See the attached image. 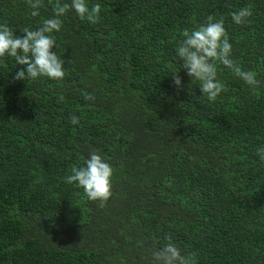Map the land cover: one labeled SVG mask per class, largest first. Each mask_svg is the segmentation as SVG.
Returning a JSON list of instances; mask_svg holds the SVG:
<instances>
[{"label": "trees", "instance_id": "16d2710c", "mask_svg": "<svg viewBox=\"0 0 264 264\" xmlns=\"http://www.w3.org/2000/svg\"><path fill=\"white\" fill-rule=\"evenodd\" d=\"M55 3L32 17L26 0H0V24L22 35ZM87 3L98 23L69 11L53 33L63 79L15 80L21 66L0 60V264H149L165 236L194 264H264V0ZM209 15L255 92L217 63L227 90L211 102L182 68L183 30ZM92 150L113 168L103 208L64 179Z\"/></svg>", "mask_w": 264, "mask_h": 264}, {"label": "clouds", "instance_id": "9594fccd", "mask_svg": "<svg viewBox=\"0 0 264 264\" xmlns=\"http://www.w3.org/2000/svg\"><path fill=\"white\" fill-rule=\"evenodd\" d=\"M26 2L32 9L30 15L39 16L42 0ZM69 11H74L81 19L86 18L90 23L96 24L100 19L101 5L96 3L89 8L87 0H70L65 3L56 0L54 15L44 19L35 29H20L22 35H16L6 24H0V60L6 56L12 57L21 66L15 72V80L64 78V60L53 51L56 47L53 33L61 31L62 17ZM251 16V6L231 13V18L237 25L249 23ZM203 23L191 31L183 30V38L178 41L176 48L186 74L192 81H199L200 93L214 102L227 90L225 84L217 78V63L229 69L255 92L260 81L254 72L242 70L231 58L232 44L226 37L224 20H217L209 15ZM178 71L171 77L174 87L179 91L183 89V83ZM85 99L92 101L94 96L89 94ZM79 122L78 116L71 117L72 124ZM258 154L260 160L264 161V149H260ZM84 164L82 167H73L72 174L64 179L67 183H75L82 188L88 200L99 201L98 207L103 208L112 195L113 168L97 150L89 152ZM164 239L167 242L162 247L150 251L149 264H194V257L173 243L170 236H165Z\"/></svg>", "mask_w": 264, "mask_h": 264}]
</instances>
